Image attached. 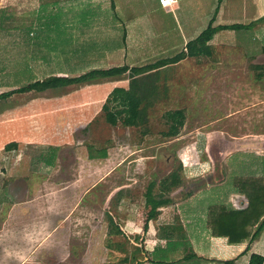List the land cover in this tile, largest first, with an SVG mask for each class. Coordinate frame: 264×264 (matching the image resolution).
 <instances>
[{
  "label": "rangeland",
  "instance_id": "1",
  "mask_svg": "<svg viewBox=\"0 0 264 264\" xmlns=\"http://www.w3.org/2000/svg\"><path fill=\"white\" fill-rule=\"evenodd\" d=\"M194 1L203 5L202 12L208 14L210 10L212 16H197V11L196 16H179L182 31L187 23L206 28L214 14L221 12L223 1L227 8L236 3ZM53 2L0 0V94L50 75L78 76L97 63L90 53L91 44L99 37H86L85 33L87 20L97 19L93 23L99 26L104 17L80 13L53 16ZM144 4L135 1L132 8L146 24L148 18L156 15L146 10L150 5L143 7ZM192 7L193 4L186 6ZM260 12L263 14L264 9ZM239 15L229 12V16L215 18L231 24H249L262 17L255 13ZM170 18L173 27L175 17ZM71 23L76 27L73 37L67 35ZM60 25L66 34H60ZM253 28L235 30L232 37L226 35L224 38H230L223 39L227 43L214 41V52L200 61L188 58L179 69V75H185V79L170 83L167 96L160 95L150 109L147 134L143 127H126L121 123L113 126L105 119L102 106L115 81L121 79L118 77L17 92L0 99L2 142L27 140L21 149L15 146L6 150L29 161L22 172H17L18 177L15 173L12 177L6 175L7 171L6 177L0 175V186L10 180L6 190H0V264H124L121 259L127 252L119 246L126 245L131 252L134 242L149 244L145 241L149 234L143 226L149 183H160L181 164L182 182L166 194L174 199L172 205L188 202L205 210L211 203L222 202L230 208L246 207L247 196L233 191L235 177L264 174V23ZM257 64L263 67L253 68ZM244 71L252 78L251 90H245L247 85L241 88L231 84L229 76ZM214 72L220 78L211 85ZM122 79L126 80V75ZM211 88L215 92L208 93ZM53 98L61 101L54 111L61 143L51 149L42 139L35 146L28 135L16 132L33 123L27 104L40 108L53 103ZM232 102L238 103L233 110L243 109L241 113H229ZM21 107L26 113L16 111ZM179 108L186 113L184 127L177 136H163L162 132L169 127L166 112ZM20 118L23 123L17 122ZM38 119V123L46 122L40 113ZM40 153L48 160L54 159V165L42 163ZM129 217L133 222L127 224ZM118 227L122 234H118ZM138 231L141 236L146 233V238L140 240ZM247 242L241 244L243 249ZM192 244L186 240L184 247L190 248ZM253 251L264 255V232L246 255L238 251L232 259L234 264H248Z\"/></svg>",
  "mask_w": 264,
  "mask_h": 264
},
{
  "label": "crops",
  "instance_id": "2",
  "mask_svg": "<svg viewBox=\"0 0 264 264\" xmlns=\"http://www.w3.org/2000/svg\"><path fill=\"white\" fill-rule=\"evenodd\" d=\"M135 1H138L140 5L148 3L142 0H54L53 16H79L78 13H80V16L85 15L104 17L103 23L99 26L94 24L95 20L97 19L87 20L88 31L85 30L87 31L85 33L86 37H99V39L97 38L98 40L94 39L95 41H93L91 44L94 48L91 47L90 54L95 56L93 62H97L91 66L92 69L110 68L122 65H129L130 67H142L148 64H153L162 58L173 57L185 49L188 41L197 37L205 28L204 25L199 28L198 25H195L194 23H187V28L185 27L184 31H182L180 29L181 23H179V20L181 21V19L179 16H196L195 11L198 12L197 16H212L210 10H208V14L206 12L204 13V11L202 12L203 5L200 4V2H195L194 0H172L170 6L167 7L162 6L160 0H149L148 5L150 6L146 10H150L149 12L155 13L156 16L148 18L147 23L143 24L140 18L136 17L138 15L135 14V9L132 8V5L135 4ZM187 4H193V7L187 9ZM148 5L144 4L143 7ZM225 5L227 4L225 1H223L221 12L219 11L216 16H229V12L236 14L240 13L239 16H254V13L257 14L255 16H264V13H258V11L264 9V0H236L235 6L233 7L231 6L227 8ZM79 10H82V14L81 11L78 12ZM172 16L175 17V24L173 27L172 24L169 23L172 21V18H170ZM73 18L71 19V22H73ZM204 18L201 20H204ZM194 21H197V17H195ZM216 24L219 25L231 23L221 22V20L218 19ZM152 29H154V32H148ZM67 30H69V33L67 34L69 37L76 36V34L72 32V30H76L74 24L71 23V27H69ZM59 31L60 34H66V32L62 31L61 25ZM227 32L229 34H226ZM234 33V29H224L217 31L214 37L208 42L209 55L203 53L201 55L199 54L197 56H193L192 58H197V61H200L205 58V56H210V52H214L213 48L216 45L214 41H218L219 44L227 43V41H224L230 38L224 37H226V35H231L229 37H232ZM108 41H114L116 44L109 46ZM188 58H185L176 64L163 67L161 71H164L165 77L160 78L157 83H165L170 85V83H177L179 79H183L185 75L184 77L180 76L179 69L183 68V65H185V62ZM171 66L174 68L169 69ZM246 72L247 71H244L243 74L240 75L236 73L234 76L231 74V76H229L231 79V84L237 87L240 85L241 88L243 85H247L245 90H251V86L253 85L251 80L252 78H249ZM217 74L219 73L214 72V81L211 82V85H215L216 80L220 78L216 76ZM126 80L119 79V81H115L112 89L116 86H127L129 80L127 82ZM211 91H213L212 88L208 91V93ZM51 101H53V103L50 102L47 105H42L40 108H36L35 105L29 106L31 103L27 104L26 107L33 109H25L26 111L28 110V115L32 116L33 123L27 129L19 127V132L17 131L16 133H21L24 136L28 135V139H30V141L33 142V145L35 146L40 145L42 143L40 141L44 139L47 141L48 146L51 145L50 148L53 149L54 146L61 143V136L60 132L58 131L59 129L56 130V116L54 114V111L57 108L56 106H58L61 101L55 98H53ZM236 104L238 103L232 102L231 107L228 109L229 113H231L233 116L241 113L243 110L239 109L235 112L233 109L235 108ZM23 109L24 108L21 107L20 110L16 111L18 113H26L23 111ZM45 112L50 114H45ZM39 113L42 114V117L45 116L46 122L44 124L40 121L38 123ZM214 113L216 112L214 111ZM20 121L23 123V118H20L17 122ZM22 123L20 126H22ZM2 137L3 136L0 135V175H3L2 177H6L8 174V176L12 177L14 176L13 173H15L17 174L16 177H18L20 173L17 172H22V170L28 166L29 161L25 160L23 155L19 153L15 154L14 152L7 151L6 146L11 143H16L18 144V148L21 149V144L27 142V140L14 139L8 140V142H2ZM54 152L55 150L53 153ZM39 158L40 161L47 166H52L50 164L54 163V159L49 160L50 162H47L48 159L44 157V154L40 153ZM4 171H7L5 176ZM9 182L10 180L5 181V184L0 186V190H6ZM233 191H236L240 194L236 188ZM187 203L181 205L179 204L178 206L171 204L161 208L162 213L158 216V218L152 219L148 223L149 232L147 230L146 233L149 234V237H147L148 239H145V241H147L149 244L142 245L141 243L138 245V243L134 242V246L144 247L147 254H145L144 259L140 258L139 261L130 264H157L154 263L153 260L157 261L161 259H169L167 262H172L164 264H206L203 260H206L208 261V264H211V262L215 263L219 260H232L233 257H237V254L239 253L238 251H240L243 256L249 252L243 253L247 247L246 246L243 249L241 246L243 243L231 244L228 242L226 237H215L210 234L209 230L207 229L206 219L209 206L215 203L207 205L205 210H203V207H199L197 205L190 206ZM219 204L224 203L221 202ZM128 211L129 213H133V210ZM128 219L129 220L127 221V224L133 222L130 217ZM144 222L145 221H143V226ZM176 222L181 227L180 234L183 237H177L173 239L172 243L166 244L165 238L162 237L165 235V231L167 230L166 226L171 223L176 224ZM162 227L165 229L162 230ZM122 229H124V227ZM161 231L164 233H161ZM139 233L140 232L138 231L137 237L141 238L140 240H142L143 237L146 238V233L143 236H141V233ZM186 240H190L191 244L193 243L190 248L186 247L188 250L187 252L195 253L196 256L189 260H178L184 254L183 243H185ZM234 253L236 254L234 255ZM128 263L129 262H125L124 264Z\"/></svg>",
  "mask_w": 264,
  "mask_h": 264
},
{
  "label": "trees",
  "instance_id": "3",
  "mask_svg": "<svg viewBox=\"0 0 264 264\" xmlns=\"http://www.w3.org/2000/svg\"><path fill=\"white\" fill-rule=\"evenodd\" d=\"M219 7V6H218ZM218 8L216 9V12ZM216 13L210 19L209 24L202 32L191 39L186 44L185 49L177 53L173 57L162 58L153 64H148L142 67H130L129 65H122L110 68H94L78 76L70 75H50L45 79L37 80L26 86L17 88L6 93L0 94V99L17 92H28L32 90L44 91L47 89H56L66 87L73 84H80L84 82H91L97 79L106 78H121L126 75L129 83L127 86H116L109 93L106 98L102 111L108 123L117 126L119 123L126 127H143V133L147 134L149 131L148 123L150 116V109H152L160 95L167 96L170 91V86L163 83H157L165 74L161 69L167 65L176 64L179 61L201 54L208 51V42L214 37L215 33L224 29L241 30L253 28L260 23H264V16L251 22L249 24L232 23L216 25ZM263 67L260 64L254 65L253 68ZM158 81H154V80ZM125 79V78H124ZM162 97V99H163ZM165 117L168 121L169 127L162 134L165 137L177 136L186 122V114L184 109L169 110ZM17 146L16 143L8 144L6 149H11ZM47 162H50L47 160ZM183 165L170 172L165 176L160 183L151 181L145 192L146 217L144 222V230H148V223L152 219H157L162 213L161 208L170 205L174 199L166 195L172 191L176 186L182 182ZM264 171V170H263ZM159 192H156V188ZM234 187L240 193H244L248 198V203L244 208H230L225 204H211L208 208L206 225L210 234L215 237H226L231 244H241L248 241L247 247L243 253H247L252 244L264 232V174H243L234 179ZM110 215V214H109ZM110 218L113 217L110 215ZM165 235L162 236L166 240V244L172 243L175 238H182L180 234L181 227L176 224H168ZM117 232L123 233L118 227ZM184 245V243H183ZM121 250L127 252V255L121 259L122 263H135L139 259H144L147 254L144 247L134 246L130 252L126 245L119 246ZM184 247L183 256L178 260H189L195 257V253L187 252ZM187 252V253H186ZM131 255V256H130ZM154 263L164 264L169 259L153 260ZM235 260H226L224 264H234ZM248 264H264V255L258 252H252Z\"/></svg>",
  "mask_w": 264,
  "mask_h": 264
},
{
  "label": "built area",
  "instance_id": "4",
  "mask_svg": "<svg viewBox=\"0 0 264 264\" xmlns=\"http://www.w3.org/2000/svg\"><path fill=\"white\" fill-rule=\"evenodd\" d=\"M172 0H160L162 6L167 7L170 6Z\"/></svg>",
  "mask_w": 264,
  "mask_h": 264
}]
</instances>
